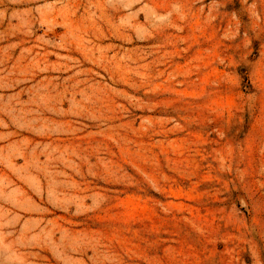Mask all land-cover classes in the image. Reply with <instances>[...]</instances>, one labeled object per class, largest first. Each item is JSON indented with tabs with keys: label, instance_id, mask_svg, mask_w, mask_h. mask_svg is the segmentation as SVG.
<instances>
[{
	"label": "rangeland",
	"instance_id": "1",
	"mask_svg": "<svg viewBox=\"0 0 264 264\" xmlns=\"http://www.w3.org/2000/svg\"><path fill=\"white\" fill-rule=\"evenodd\" d=\"M0 264H264V0H0Z\"/></svg>",
	"mask_w": 264,
	"mask_h": 264
}]
</instances>
